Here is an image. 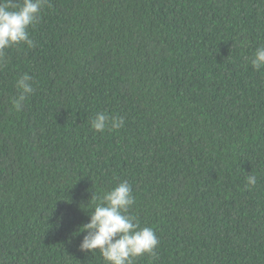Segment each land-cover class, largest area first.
Returning a JSON list of instances; mask_svg holds the SVG:
<instances>
[{"label":"trees","instance_id":"obj_1","mask_svg":"<svg viewBox=\"0 0 264 264\" xmlns=\"http://www.w3.org/2000/svg\"><path fill=\"white\" fill-rule=\"evenodd\" d=\"M29 33L0 67V264H105L79 229L124 180L160 241L135 264H264V0H47Z\"/></svg>","mask_w":264,"mask_h":264},{"label":"clouds","instance_id":"obj_2","mask_svg":"<svg viewBox=\"0 0 264 264\" xmlns=\"http://www.w3.org/2000/svg\"><path fill=\"white\" fill-rule=\"evenodd\" d=\"M47 0H22V4L14 0H0V67L6 65L5 59L9 48L27 44L35 47L29 28L40 18L42 6ZM251 64L256 70L264 69V45L256 49ZM15 86L20 91L19 100H13L11 110L19 112L21 101H25L34 92L33 77L24 73L16 80ZM122 117H109L99 112L91 121L97 132L105 129L116 130L124 125ZM247 183L250 187L257 184V177L249 175ZM94 205L90 211V222L83 224L79 232H85L79 249L82 252L95 254L97 250L105 264H135L138 257L148 254L157 255L160 243L153 228L140 226L137 217L130 213L135 204L132 185L124 180L101 195L91 198Z\"/></svg>","mask_w":264,"mask_h":264}]
</instances>
